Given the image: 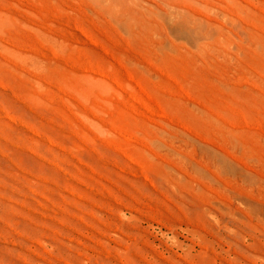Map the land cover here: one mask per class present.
<instances>
[{"label":"rangeland","instance_id":"374dc122","mask_svg":"<svg viewBox=\"0 0 264 264\" xmlns=\"http://www.w3.org/2000/svg\"><path fill=\"white\" fill-rule=\"evenodd\" d=\"M263 215L264 0H0V264H264Z\"/></svg>","mask_w":264,"mask_h":264},{"label":"bare ground","instance_id":"6f19581e","mask_svg":"<svg viewBox=\"0 0 264 264\" xmlns=\"http://www.w3.org/2000/svg\"><path fill=\"white\" fill-rule=\"evenodd\" d=\"M138 1V0H137ZM174 7V6H173ZM173 10V9H172ZM199 10V9H198ZM161 14V13H160ZM214 14V13H213ZM161 17V16H160ZM170 22V21H169ZM236 24V23H235ZM237 25V24H236ZM236 25H235V27H236ZM170 29V28H169ZM213 30V29H212ZM180 31V30H179ZM191 31H193V29L191 30ZM196 35V34H195ZM236 36V35H235ZM188 37V36H187ZM200 39V38H199ZM189 40V39H188ZM224 41V40H223ZM190 42V41H189ZM234 49V48H233ZM163 74V73H162ZM130 79V78H129ZM134 81V80H133ZM143 89V88H142ZM195 92V91H194ZM145 93V92H144ZM172 94V93H171ZM189 95V94H188ZM138 100V99H137ZM155 101V100H154ZM196 101V100H195ZM156 103V102H155ZM158 104V103H157ZM207 109H209V108H207ZM178 123V122H177ZM174 124V123H173ZM175 124H176V122H175ZM184 127V126H183ZM189 130V129H188ZM162 134H163V132H162ZM161 135V134H160ZM163 144V143H162ZM213 150V149H212ZM218 150V149H217ZM178 153V152H177ZM220 156H221V154H220ZM165 158V157H164ZM221 158V157H220ZM166 159V158H165ZM242 161V160H241ZM234 164V163H233ZM168 165V164H167ZM229 165V164H228ZM235 165V164H234ZM237 165V164H236ZM251 168V167H250ZM260 172V171H259ZM208 174H210V173H208ZM248 174H249V172H248ZM249 176V175H248ZM183 179H184V176L182 177ZM213 178V177H212ZM247 178V177H246ZM249 178V177H248ZM214 179V178H213ZM254 179V178H253ZM239 194V193H238ZM237 198V197H236ZM244 198H246V197H244ZM229 199V198H228ZM243 199V198H242ZM247 199V198H246ZM245 200V199H244ZM255 201V200H254ZM256 202V201H255ZM259 202V201H258ZM245 203V202H244ZM260 203V202H259ZM260 205V204H259ZM257 207V206H256ZM205 208V207H204ZM224 208V207H223ZM210 209V208H209ZM223 210V209H222ZM238 211V210H237ZM241 212V211H240ZM239 212V213H240ZM238 213V214H239ZM258 213H259V211H258ZM222 215V214H221ZM243 215V214H242ZM264 216V215H263ZM205 229V228H204ZM203 229V230H204ZM207 230V229H206ZM208 232V231H207ZM194 233V232H193Z\"/></svg>","mask_w":264,"mask_h":264}]
</instances>
